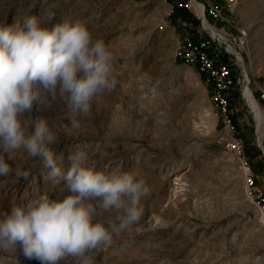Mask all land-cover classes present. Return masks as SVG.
I'll return each instance as SVG.
<instances>
[{"label": "rangeland", "instance_id": "1", "mask_svg": "<svg viewBox=\"0 0 264 264\" xmlns=\"http://www.w3.org/2000/svg\"><path fill=\"white\" fill-rule=\"evenodd\" d=\"M170 13L162 0H0V23L35 15L45 24L51 18V27L78 18L115 57L117 87L96 97L89 114L70 116L58 94L51 107L34 104L21 118L48 121L58 138L52 149L65 172L68 157L79 148L97 169L121 166L146 180L150 194L139 222L91 252L95 264H264V214L248 201L242 171L224 145L230 136L244 140L264 194V136L259 138L238 88L228 93L235 130H224L211 101V82L173 54L185 34L206 32L171 20ZM232 16L246 33L241 49L234 45L248 86H264V0H237ZM225 57L233 71L240 70L239 61ZM25 155L7 162L30 170L27 177L0 176V214H11L37 195L54 199L65 184L50 177L39 157ZM0 264L41 262L18 248L0 249Z\"/></svg>", "mask_w": 264, "mask_h": 264}, {"label": "clouds", "instance_id": "2", "mask_svg": "<svg viewBox=\"0 0 264 264\" xmlns=\"http://www.w3.org/2000/svg\"><path fill=\"white\" fill-rule=\"evenodd\" d=\"M50 20L45 24L33 15L11 25L0 23V176L30 174L7 162L22 152L27 159L39 157L51 169L50 177L65 184L54 199L37 195L26 205L14 206L11 214H0V249L19 248L25 258L41 264L69 258L95 264L91 252L139 222L150 188L138 172L121 166L97 169L79 148L68 157L65 172L53 152L58 138L48 121L21 118L34 104L51 107L58 94L70 116L87 115L95 98L118 84L115 57L102 37L94 38L78 18L51 27Z\"/></svg>", "mask_w": 264, "mask_h": 264}, {"label": "built area", "instance_id": "3", "mask_svg": "<svg viewBox=\"0 0 264 264\" xmlns=\"http://www.w3.org/2000/svg\"><path fill=\"white\" fill-rule=\"evenodd\" d=\"M237 0H177L176 6L184 7L199 21V26L206 32L193 39L185 34L174 47V57L185 65H192L212 84L211 101L216 108L224 130L233 133L235 125L230 115L228 93L240 92L245 100L243 87L245 84V68L239 49L246 41V33L233 18ZM171 11L173 5L170 4ZM221 55L230 56L241 63L239 71H233L230 62H222ZM242 59V60H240ZM243 76V77H242ZM249 79L246 84H248ZM264 115V86L249 88ZM247 104V103H246ZM225 148L231 159L242 171L243 188L258 209L264 214V194L257 185L249 158L245 154L242 141L230 136L225 139ZM264 153V151H263Z\"/></svg>", "mask_w": 264, "mask_h": 264}, {"label": "trees", "instance_id": "4", "mask_svg": "<svg viewBox=\"0 0 264 264\" xmlns=\"http://www.w3.org/2000/svg\"><path fill=\"white\" fill-rule=\"evenodd\" d=\"M176 2H177V0H171L170 1V4L173 5L172 11L170 13L171 20H174V21L178 20L181 22L189 23V25L191 26V29H194V30H197V28H200L198 19H196L192 14H190V12L188 10H186L184 7L176 6L175 5ZM190 35L193 39H196L200 36L199 34H192V33H190ZM220 59L222 60V62L226 61V57L224 55H221ZM228 98L230 101L229 95H228ZM229 104H230V102H229ZM243 147H244L245 154L247 155V157L250 160L253 155L249 154L248 149L245 148L244 140H243ZM253 168L256 169L258 167H255L253 165Z\"/></svg>", "mask_w": 264, "mask_h": 264}, {"label": "bare ground", "instance_id": "5", "mask_svg": "<svg viewBox=\"0 0 264 264\" xmlns=\"http://www.w3.org/2000/svg\"><path fill=\"white\" fill-rule=\"evenodd\" d=\"M240 60H242V59H240ZM244 74H245L246 79H245V84L243 87V95L246 99V103L251 108V110L254 114L256 124H257V129L259 131V138H260V136H264V115L262 114V111H261L260 107L258 106L256 100L252 98L253 95L250 92L248 84H246L248 81L247 80L248 77L246 76V73H244ZM247 198H248V201L252 202V199L249 196Z\"/></svg>", "mask_w": 264, "mask_h": 264}, {"label": "crops", "instance_id": "6", "mask_svg": "<svg viewBox=\"0 0 264 264\" xmlns=\"http://www.w3.org/2000/svg\"><path fill=\"white\" fill-rule=\"evenodd\" d=\"M163 1V3L166 5V6H168V5H170V1L171 0H162Z\"/></svg>", "mask_w": 264, "mask_h": 264}, {"label": "water", "instance_id": "7", "mask_svg": "<svg viewBox=\"0 0 264 264\" xmlns=\"http://www.w3.org/2000/svg\"><path fill=\"white\" fill-rule=\"evenodd\" d=\"M253 98V97H252ZM254 99V98H253ZM264 154V153H263Z\"/></svg>", "mask_w": 264, "mask_h": 264}]
</instances>
